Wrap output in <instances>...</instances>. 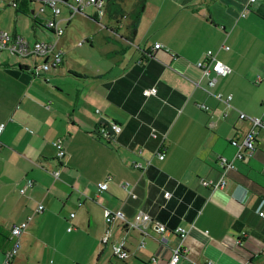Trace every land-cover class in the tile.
I'll return each mask as SVG.
<instances>
[{"label":"crops","instance_id":"1","mask_svg":"<svg viewBox=\"0 0 264 264\" xmlns=\"http://www.w3.org/2000/svg\"><path fill=\"white\" fill-rule=\"evenodd\" d=\"M244 1L144 0L133 32L126 15L114 18L104 10L100 19L92 4L85 8L91 22L76 17L90 26V35L71 23L74 12L69 15L65 3L56 37L42 26L46 37H39L31 26L29 38L13 25L9 31L29 42L54 41L61 60L33 74L37 58L29 65L0 54V260L13 237L11 224L29 216L9 264H164L175 246V264H264V215L257 213L264 211V202L258 207L264 123L256 127L253 153L233 159L221 185L199 181L218 178L217 156L230 157V138L248 127L238 110L260 114L264 107V0H252L239 14ZM206 48L230 66L207 87L230 93L229 104L195 84L198 79L205 86L194 63ZM151 85L155 93L141 92ZM110 122L120 128L105 142L95 131ZM144 158L149 164L143 170L131 166L132 159ZM106 174L111 177L98 190L95 182ZM25 177L32 183L19 193ZM103 207L119 208L128 218L142 209L166 227L178 224L186 231L180 242L176 232H159L152 222L143 231L117 218L106 224ZM120 237L123 258L110 247Z\"/></svg>","mask_w":264,"mask_h":264},{"label":"built area","instance_id":"2","mask_svg":"<svg viewBox=\"0 0 264 264\" xmlns=\"http://www.w3.org/2000/svg\"><path fill=\"white\" fill-rule=\"evenodd\" d=\"M0 0V7L3 4ZM39 5L36 9H32V13L34 11V15L36 16L40 12L44 11V6H47L48 11L44 13L45 19L43 21V25L51 28V32L56 37L62 32V26L59 24L61 17L59 16L60 12V4L65 3L69 8V15L73 12L81 10V8L85 4H92L94 6V14L96 17H99L104 12V3L105 0H37ZM252 0H245L241 6L239 14H243L247 7L248 3ZM4 4H15V0H5ZM81 40H78V43ZM154 47L159 46L158 42L153 43ZM224 48H227V44H223ZM5 49L7 52L19 55V56H27L31 55L34 58H37V61L31 65V71L33 74L41 70H47L55 65H57L61 60V51L58 48H54V41L45 40V39H33L32 41H28L22 35L9 31L8 29L0 26V50ZM198 69V77L205 78V86H202L198 83V79L195 80V84L204 88L207 92L214 94L216 97L221 98L226 104H229L228 99L230 97V93H226L223 96L219 92H213L208 89V86L214 84L216 78L218 76H223L229 72L230 66L218 58L214 51L211 48H206L204 50V55L201 58L195 60L194 63ZM156 88L155 85H151L148 87H143L141 92L143 94L155 93ZM264 103V99L261 100ZM198 106L201 108H205L203 103H198ZM237 116L241 119L248 120V127L244 129L240 135L233 136L230 138V143L234 146L233 153L230 157H226L224 155H218L216 158V162L219 166V176L216 180L212 181L211 179L207 178H200L199 181L204 185H211V186H219L221 185L226 177V173L234 167L233 159H242L245 157L250 156L255 148V133L256 127L258 125H262L264 123V107L261 110L260 114H247L242 110H238ZM4 125V120H0V131ZM120 128L119 124L116 122H110L108 127L101 126L97 131L102 135L105 136L107 139L110 138L111 133L118 131ZM149 134L151 136H156V132L154 128H150ZM163 138V134H160L159 139ZM54 146L56 148V155L61 156L64 152L60 142L58 139L53 141ZM136 154L140 153V148L137 147L134 149ZM154 153L157 157L162 156V151L155 149ZM132 167L143 170L147 164H149V159L144 158L143 161H139L138 159H132L130 161ZM56 171H53L55 175ZM110 174H106L104 177L97 180L96 188L98 190L105 189L106 182L110 179ZM32 183V179L25 177L22 183L17 187L19 193H22L25 187L29 186ZM119 185L126 188L127 187V180L121 179ZM127 192L130 196H134V192L127 188ZM163 196L168 195V190H163L161 192ZM264 202V197H260L258 201V207ZM41 209V203L37 202L34 210L39 211ZM73 207L68 211V215L71 216L73 213ZM257 213L260 215H264V211L262 208H257ZM102 216L104 222L107 224L111 221L112 218H117L119 223L123 224V226L129 227H137L140 230H144L145 226L148 224L153 223V228L159 232L170 230L172 232H176L180 237V242L182 241V237L185 234L186 229L181 225H173L171 227H166L162 222H158L144 210L137 209L133 212L131 217H126L123 212L119 208L110 209L107 207L102 208ZM29 216L21 219L20 221L11 224L10 232L12 234V240L10 246L4 250L2 258L0 260V264H9L10 258L14 254L17 248V235L23 230L25 227ZM70 225L66 226V229H69ZM109 234V227L108 225L105 226L104 230L101 233L100 240L104 241ZM161 239V237H160ZM124 239L122 237L116 239L115 241L111 242V252L115 256L119 258H123L127 254V250L123 245ZM139 244H142V240L139 241ZM179 256V247L175 246L170 251L169 255L164 261V264H175L176 260Z\"/></svg>","mask_w":264,"mask_h":264},{"label":"rangeland","instance_id":"3","mask_svg":"<svg viewBox=\"0 0 264 264\" xmlns=\"http://www.w3.org/2000/svg\"><path fill=\"white\" fill-rule=\"evenodd\" d=\"M4 1L5 0L1 1L3 4L0 7V25L2 27H4V28L8 29V30H11V28L14 25L18 29H20V30L22 29L24 35L28 36L29 38L32 37V27H31L32 20H31V17L29 15H27V14H24V13L15 12L13 5L4 4ZM26 2H27L26 6L28 8L36 9L38 7V5H39V2L37 0H27ZM90 6H91L90 4H86L83 9H81L78 12H74L71 15V17H72L71 18V23H72V20H75L78 23V26L82 27L85 23L84 24L80 23L76 19V17H84V18L89 20V18H91V16L89 14H85V13H87L85 8L88 9V7H90ZM65 9H66L65 6L60 5L61 12H64ZM44 11H46V12L48 11L47 6H44ZM28 12H29V14H33L34 15V11H33V13H32V11H28ZM46 12H44V13H46ZM44 13L40 12V13H38L35 16L37 19H39V21L41 23H43V21L45 19ZM99 17H100V19H105L106 18V16L104 14L100 15ZM89 21H88V23H89ZM33 27H34V30H35V32L37 33V35L39 37H42V38L46 37V33L40 28L39 25H33ZM83 27L85 29L87 28V26H83ZM86 30H87L86 33L88 35H90V31H89L90 30V26ZM53 38H54V36L51 39H53ZM83 44H86V42L83 41ZM0 54L2 56H5L7 54V55L11 56L12 58L21 59V60L25 61L23 63H28L29 65H31V62H32V56L31 55L19 56V55H15V54L9 53L5 49L0 50Z\"/></svg>","mask_w":264,"mask_h":264},{"label":"trees","instance_id":"4","mask_svg":"<svg viewBox=\"0 0 264 264\" xmlns=\"http://www.w3.org/2000/svg\"><path fill=\"white\" fill-rule=\"evenodd\" d=\"M26 1L27 0H15V4L13 5L14 11L29 15L32 20V24H31L32 27L33 25H39L51 31V28L43 25V23H41L39 19L35 17V15L29 14L28 11L30 10V8L26 6V3H27ZM123 2L124 0H105L104 10H106L108 14L114 18H116V16L121 15V14L126 15L128 17V22L126 24L127 29L129 32H133L135 25H136L137 17L143 7L144 0H132L130 4V8L128 10H124L122 8ZM94 17L96 16L94 15ZM18 66L20 67L23 65L18 64ZM69 71L72 73H75V71H72V70H69ZM95 134L98 137L102 138L105 142H108V139L105 136H102L98 131H95Z\"/></svg>","mask_w":264,"mask_h":264},{"label":"water","instance_id":"5","mask_svg":"<svg viewBox=\"0 0 264 264\" xmlns=\"http://www.w3.org/2000/svg\"><path fill=\"white\" fill-rule=\"evenodd\" d=\"M29 11H32V8H30V10ZM120 36H122L121 34H119ZM126 38V37H125Z\"/></svg>","mask_w":264,"mask_h":264}]
</instances>
